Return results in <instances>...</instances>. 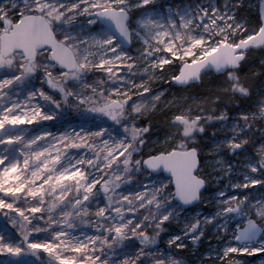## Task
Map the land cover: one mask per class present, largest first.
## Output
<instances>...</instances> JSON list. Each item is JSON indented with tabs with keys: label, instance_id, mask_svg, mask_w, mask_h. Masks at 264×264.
I'll use <instances>...</instances> for the list:
<instances>
[{
	"label": "snow or ice",
	"instance_id": "obj_1",
	"mask_svg": "<svg viewBox=\"0 0 264 264\" xmlns=\"http://www.w3.org/2000/svg\"><path fill=\"white\" fill-rule=\"evenodd\" d=\"M0 257L264 264V0H0Z\"/></svg>",
	"mask_w": 264,
	"mask_h": 264
},
{
	"label": "rangeland",
	"instance_id": "obj_2",
	"mask_svg": "<svg viewBox=\"0 0 264 264\" xmlns=\"http://www.w3.org/2000/svg\"><path fill=\"white\" fill-rule=\"evenodd\" d=\"M158 2L160 5L167 7L169 5L176 6V5H182L185 3H189V2H191V0H158ZM252 12L255 13V8L252 9ZM211 192H212V190H210L209 193H207L206 195H211ZM212 211H214V209H212L211 207H209L207 205H200V206H197L196 208H194L192 210V213L200 212L202 214H209ZM192 213H189V214H192ZM176 230L178 231V229H176ZM206 248H207V243L205 242V244L202 246L201 250H206ZM0 259H5V258L0 257ZM255 264H259V260L255 261Z\"/></svg>",
	"mask_w": 264,
	"mask_h": 264
}]
</instances>
